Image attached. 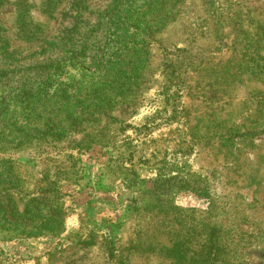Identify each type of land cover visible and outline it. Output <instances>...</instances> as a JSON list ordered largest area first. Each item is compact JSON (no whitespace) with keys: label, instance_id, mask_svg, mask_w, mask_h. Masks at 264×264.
<instances>
[{"label":"rangeland","instance_id":"rangeland-1","mask_svg":"<svg viewBox=\"0 0 264 264\" xmlns=\"http://www.w3.org/2000/svg\"><path fill=\"white\" fill-rule=\"evenodd\" d=\"M0 264H264V0H0Z\"/></svg>","mask_w":264,"mask_h":264},{"label":"trees","instance_id":"trees-1","mask_svg":"<svg viewBox=\"0 0 264 264\" xmlns=\"http://www.w3.org/2000/svg\"><path fill=\"white\" fill-rule=\"evenodd\" d=\"M219 18V17H218ZM217 18V19H218ZM234 39V38H233ZM243 40V41H242ZM257 39H255V38H253V37H249V36H246V37H240V36H237V37H235V40H233L232 41V44H231V47H234V45L236 44V43H238L239 45H242V46H244V48L245 49H259V47H258V45H257ZM30 203V201H28L27 202V204H29ZM61 204H59V205H56L55 206V209H58V208H60L61 206H60ZM45 206V205H44ZM63 228H64V225L63 226H61V229L60 230H58V231H56V232H54V233H61L62 231H63Z\"/></svg>","mask_w":264,"mask_h":264},{"label":"crops","instance_id":"crops-1","mask_svg":"<svg viewBox=\"0 0 264 264\" xmlns=\"http://www.w3.org/2000/svg\"><path fill=\"white\" fill-rule=\"evenodd\" d=\"M82 209L76 210V211H72L71 213H69V216L67 218H65V225H64V232H68V230L74 229L78 227V216H79V212Z\"/></svg>","mask_w":264,"mask_h":264}]
</instances>
